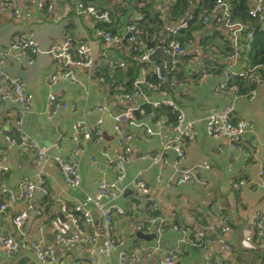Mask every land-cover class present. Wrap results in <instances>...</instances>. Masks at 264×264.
<instances>
[{
  "label": "crops",
  "instance_id": "1",
  "mask_svg": "<svg viewBox=\"0 0 264 264\" xmlns=\"http://www.w3.org/2000/svg\"><path fill=\"white\" fill-rule=\"evenodd\" d=\"M46 1H51L52 11L47 10L42 0H13L11 8L0 2V54L18 32L32 33L42 51L35 55L31 64L11 55L6 57L4 65L11 75L21 78L32 95V108L24 120L23 130L48 149L51 155L64 157L71 156L76 147L73 141L75 123L81 122L89 128L99 125L101 138L93 141L80 138L78 161L81 186L72 188L65 183L54 160L38 161L33 151L8 144L6 135L14 132L16 127L14 123L7 124L6 119L14 117L16 105L7 99L0 101V164L9 168L0 173V201L8 202V195L15 198L7 211L0 214V236L15 234L23 244L21 251L14 256H9L0 248V264H41L27 247L35 239L34 235L56 247L58 264H86L90 257L95 259L96 264H110L118 260L122 251L136 253V264H160L165 253L171 250L177 252L180 264H203L209 260H217L222 264H264V235L255 238L259 226L262 225L264 229V84L257 85L256 95L251 99L231 90H218L220 84L227 82L224 73L204 77L199 73L193 77L195 73H192L193 67L199 69L214 58L204 51L201 40L204 36L214 35L217 24L213 16L219 15L222 10L209 16L205 31L197 34L188 45L182 60L187 62L183 65V72L189 73H185L186 76L179 83L173 82V79L168 81L167 85L173 88L172 91L143 88V94L127 102L111 93L109 86H105L96 73L104 65L108 66L109 62L122 61L121 58L130 54L132 45L127 40L105 43L96 34L97 23L104 20L93 19L89 14H79V1ZM254 2L251 0L252 6ZM130 14L132 17L137 16L136 11H130ZM128 19L122 18V21L127 22ZM222 29L233 44L242 32L240 25L223 26ZM67 40L74 47L87 44L94 61L98 59L99 64L95 71L79 68L77 83L70 79H57L52 83L49 77L65 67L66 62L46 51L54 45H64ZM242 69L238 60L226 63L224 68L225 71ZM148 72L143 70L140 77L146 76ZM52 93L61 97L69 107L61 110L53 119H48L46 109ZM165 99L178 104L187 121L195 122L197 134L185 142V157L181 162L176 152L171 150L166 153L167 164L160 165L155 164L150 157L162 151L165 135L174 136L176 133L167 128L170 125L167 117H162L165 119L163 127L157 128L155 122L158 119L154 121L151 116H145L142 106ZM230 103L235 104L237 119H245L252 124V132L243 137L241 150L232 147L227 138H215L209 131L210 116ZM127 108L138 111L134 115L139 123L161 134L148 135L140 126L127 127L133 139L132 153L126 164L127 179L123 185L141 173L152 191L149 197L140 189L129 186L116 200L126 214L115 219V238L119 249L113 252L109 260L104 255L102 214L86 197L97 193L101 180L114 182L117 179L116 171L108 164L115 158L119 148L113 114ZM176 163L180 167L199 165V174L205 184H178L172 181ZM41 178L46 181L45 190L40 188ZM25 179L38 186L31 200L20 196V184ZM240 181H246V184L236 187L234 184ZM157 187L165 189L158 198H154L152 193ZM47 195L53 205L52 216L61 213L63 204L80 206L88 212L96 241L91 244L57 245L50 219L52 216H39L34 210L45 208L44 197ZM151 199L159 205L163 215L175 217L181 227L188 229L189 235L184 241L181 232L170 229L159 232L158 227L149 232L142 231L152 235L150 240L137 236L140 230L130 223L138 222L148 215ZM22 212H27L29 216L24 226L17 229L14 219ZM218 213L227 215L230 231L221 230ZM247 235L254 237L250 244L245 241Z\"/></svg>",
  "mask_w": 264,
  "mask_h": 264
},
{
  "label": "built area",
  "instance_id": "2",
  "mask_svg": "<svg viewBox=\"0 0 264 264\" xmlns=\"http://www.w3.org/2000/svg\"><path fill=\"white\" fill-rule=\"evenodd\" d=\"M47 5V10L52 11L51 1L42 0ZM57 2H62L64 0H55ZM167 2L175 0H165ZM3 5L11 8L13 7V0H7L1 2ZM222 10L223 20L226 22L227 27H233L236 24H232L226 18L229 15V5L224 0H219L214 7V12ZM77 11L79 14H89L95 19L104 20L110 22V15L108 12L100 13L93 5H86L82 0H79L77 3ZM16 12V10L14 11ZM249 13L251 17L258 18L261 21L264 20V0H255L253 6L250 8ZM207 14L204 19V23L207 24L209 16ZM191 16L183 18L178 21L177 25L170 30V35H176L179 31L187 25V19ZM139 19L142 16H138ZM241 26V25H240ZM242 31L244 29L241 26ZM138 30L135 25H131L127 28L126 35H112L110 32L105 30L97 29L96 34L100 37L105 43H121L125 39L132 45V49L138 55V59L141 62H150V54L158 47H162L166 52L172 55H184L186 53L187 47L183 46L178 40H173L168 42L161 40L160 43L155 47L148 48L147 45L141 41L137 36ZM250 37V35H249ZM237 40V39H236ZM39 43L30 32H18L16 33L10 44L7 48L3 49L0 54V101L10 100L15 105L14 117H9L6 119L7 124H15L16 129L14 132L8 133L6 135V140L10 146L17 147L24 150L33 151L36 159L39 161L44 159H52L59 166L63 179L72 188H79L81 186V177L79 172V161L78 157L80 154V138L84 140L93 141L95 139L101 138V128L99 125L93 127H87L81 122H77L73 126V141L76 144V147L73 151V154L69 157H64L61 155H51L48 149L44 148L36 139L30 137L23 130V123L32 108V95L28 92L26 84L21 80L19 76L11 75L4 67L6 57L15 55L19 58L26 60L27 63L31 64L34 61L35 55L41 53ZM46 53L51 54L56 58L65 59V67L58 69L53 72L49 77V80L52 83H55L57 79H70L73 82L77 83L79 81V75L77 70L79 68H91L94 64V57L91 54L90 49L87 44H81L77 47L73 46V43L70 40L64 45H54ZM239 57V50L237 47V41L234 44V52L224 58L225 63L232 61H237ZM209 66L204 65L202 67L192 68V73H199L201 76H207L211 74L209 68L215 66L213 60ZM163 61L166 63L168 61ZM115 67H125L123 61H113ZM153 72L157 75L158 84L153 81L147 80V77L138 78L133 86L134 92L125 93L126 87L121 86L120 89L123 93L118 96L120 99L127 102H132L143 94L142 87L145 85L150 90H155L158 88L157 85L161 86L162 84L169 81L168 74L164 73L163 68L160 65H155L153 67ZM224 75L228 80H232L235 75H241L249 79L250 83H256V85L264 84V77L258 76L256 72L252 69H242L240 71H224ZM102 83L105 86H109L104 78H101ZM173 82H176L173 79ZM227 86L225 84H220L217 89L224 91ZM231 91L237 94V87L232 86ZM256 95V89L249 92L247 97L253 99ZM153 106L160 107L162 105L172 107L173 111L177 115V123L175 125H169L167 128L173 130L176 134L174 136L165 135V142L163 144L162 151L155 155H152L150 158L154 161L155 164H167L166 153L174 150L180 159V162L185 157L184 144L187 140L193 139L196 134L195 122L187 121L183 109L172 100H161L152 103ZM68 104L64 103L63 99L56 94H51L49 96L46 116L48 119H53L61 110L68 108ZM71 107H75L72 105ZM104 109V107H100ZM236 108L234 103H230L223 109L213 113L209 118V131L211 135L215 138L225 137L228 139L230 145L237 149H242V140L246 133L252 132V124L250 121L245 119H237L235 116ZM115 120V131L119 135V148L118 153L108 164L114 168L117 173V179L114 182H108L106 180H101L99 182V188L97 193L94 196H87L86 200L93 203L98 210L101 212L104 223V255L107 259H112V254L115 250L119 249L118 241L115 238V219L117 217H122L126 214L124 209L117 204V199L122 195L126 188L136 187L142 191L146 196L150 197L152 189L145 182L140 173L137 177L128 181L125 185L123 183L127 179V168L126 164L129 160V157L132 153V139L133 135L130 130L127 128L129 126H140L145 129L148 135H159L160 131H155L152 128H147L143 123H139L134 115V111L131 108H127L125 111H122L117 114H113ZM165 119H158L155 122L157 128H162ZM174 173L171 180L177 182L178 184H183L186 182H194L199 184H205L204 179L199 174V165H194L191 167H180L178 163L174 166ZM8 167H3L0 164V173L8 171ZM264 174V171H262ZM45 179L41 178L40 188L45 190ZM246 184V181H240L235 183L236 187H241ZM33 182L29 180H24L20 184V196L31 200L34 195L35 189H37ZM9 201L3 202L0 201V214L5 213L11 202H14L15 198L13 195H8ZM151 207L148 215L140 219L138 222L131 221L132 227H136L140 231L149 232L158 227L159 232H163L167 229H170L175 232H181L183 234L182 241L185 240L189 235L188 229L181 227L175 217H167L163 215L160 211L159 205L151 199ZM31 208H34L31 206ZM39 216H43V212L40 209H35ZM28 213L22 212L19 213L15 219L14 224L17 229H21L25 222L28 219ZM217 220L219 226L223 232L230 231L229 218L227 215L218 213ZM52 227L55 233V243L57 245H73L76 243L79 244H91L96 241V235L91 229L92 219L88 212L82 209L80 206L69 207L67 204L62 205V211L59 215H55L51 218ZM264 235L263 226L260 225L256 237L259 239ZM254 237L247 235L245 241L251 243ZM198 240V239H197ZM27 247L34 253L36 258L41 264H58L59 256L56 250V247L52 244H47L44 238L38 237L31 240ZM0 248L5 250L9 256L17 255L23 248L22 242L18 239L15 234H7L5 236H0ZM137 256L136 253L122 251L119 255V258L116 262L110 264H136ZM29 264V263H23ZM86 264H96V261L93 257H90ZM160 264H180L177 252L174 250L168 251L165 253L164 259ZM203 264H222L217 260H209Z\"/></svg>",
  "mask_w": 264,
  "mask_h": 264
},
{
  "label": "trees",
  "instance_id": "3",
  "mask_svg": "<svg viewBox=\"0 0 264 264\" xmlns=\"http://www.w3.org/2000/svg\"><path fill=\"white\" fill-rule=\"evenodd\" d=\"M2 1L7 0H0V2ZM82 1L86 5H93L100 13H109L110 22H98V29L108 31L112 35L124 36L126 35L127 28L135 25L138 30V38L150 48L160 43V35L166 26L167 19L178 22L183 18L191 16L186 20L187 25L178 34L170 35L166 39L168 42L174 39L178 40L183 46L188 47L194 41L197 34L205 31L206 23H204V19L208 13L212 14L214 12V7L219 0H175L171 2L165 0ZM224 1L229 5V15L226 16L229 22L244 27L240 37L236 40L239 50L238 63L241 65V68L245 70L252 69L258 76L264 77V24L260 19L251 17L249 13L252 6L251 0ZM130 11H136L137 16H142V18L139 19L137 16L132 17L131 14L129 15ZM213 17L216 20L217 29L214 35L204 36L201 44L203 45L204 51L214 57L213 62L215 66L209 68V71L211 74L220 75L225 71L226 63L224 62V58L234 52V44L224 35L225 33L222 27H226V22L223 20V12ZM122 18L129 19L127 22H123ZM93 19L95 18L93 17ZM121 60L125 62V67H115L113 63L109 62L108 66L104 65L96 73L99 79H105L109 85V90L116 96H120L123 93L120 89L121 86L126 87L125 93L134 92L133 84L141 76L143 70L149 71L146 74L147 80L158 84L157 75L151 70L155 65H160L163 68L164 73L168 74L169 80L175 79L178 83L184 79L185 73L186 75L189 73L183 72V65L187 63L185 60L168 61L166 63H163V61L141 62L133 49L128 56L121 58ZM211 62L212 60L209 59L205 65L209 66ZM196 74L198 73H195L193 77H196ZM167 83L161 86L157 85L158 89L172 91L173 88H169ZM232 86L237 87V95L244 94L246 96L257 87L256 83L251 84L248 78L241 75H235L232 80H228L225 90H231ZM142 88L147 89L145 85ZM142 109L144 115L151 116L154 121L162 117H167L168 124L175 125L177 123V116L170 106L162 105L156 107L150 104H143ZM49 201L50 198L48 195L45 196V208H41L43 214L47 217L49 215L52 216L51 207L53 205Z\"/></svg>",
  "mask_w": 264,
  "mask_h": 264
},
{
  "label": "water",
  "instance_id": "4",
  "mask_svg": "<svg viewBox=\"0 0 264 264\" xmlns=\"http://www.w3.org/2000/svg\"><path fill=\"white\" fill-rule=\"evenodd\" d=\"M75 1H79V0H75ZM177 24H178L177 21L167 20L166 26L160 35L161 39L164 40L167 37V35L170 33V30L173 27H175ZM184 57H185V55H172V54L166 52L162 47H158L150 54L149 61L150 62H156V61H160V60H164V61L182 60ZM98 64H99V60L96 59L94 66L90 69L92 71H95ZM134 114L137 115L138 111L137 110L134 111ZM164 189H165V187H157L154 190V192L152 193V197L158 198L160 193ZM137 236L139 238H143V239H148V240L152 239V235L145 234L142 231H138Z\"/></svg>",
  "mask_w": 264,
  "mask_h": 264
},
{
  "label": "rangeland",
  "instance_id": "5",
  "mask_svg": "<svg viewBox=\"0 0 264 264\" xmlns=\"http://www.w3.org/2000/svg\"><path fill=\"white\" fill-rule=\"evenodd\" d=\"M35 237L34 238H37V235H34Z\"/></svg>",
  "mask_w": 264,
  "mask_h": 264
}]
</instances>
